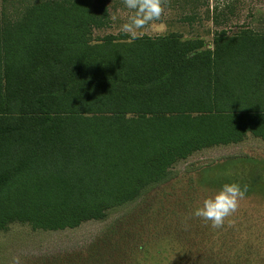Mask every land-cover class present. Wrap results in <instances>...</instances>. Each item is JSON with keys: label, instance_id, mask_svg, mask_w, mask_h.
<instances>
[{"label": "trees", "instance_id": "1", "mask_svg": "<svg viewBox=\"0 0 264 264\" xmlns=\"http://www.w3.org/2000/svg\"><path fill=\"white\" fill-rule=\"evenodd\" d=\"M1 2L0 231L102 220L195 152L264 143V33L92 41L105 0H39L16 20Z\"/></svg>", "mask_w": 264, "mask_h": 264}, {"label": "rangeland", "instance_id": "2", "mask_svg": "<svg viewBox=\"0 0 264 264\" xmlns=\"http://www.w3.org/2000/svg\"><path fill=\"white\" fill-rule=\"evenodd\" d=\"M38 1L0 0L10 20ZM105 1L108 25L93 30L92 41L127 34L120 31L129 14L123 0ZM161 7L142 35L176 32L210 45L221 30L264 33V0H161ZM224 183L247 191L212 227L192 212ZM0 264H264V143L248 135L238 144L195 152L170 169L164 184L102 220L57 231L11 224L0 231Z\"/></svg>", "mask_w": 264, "mask_h": 264}, {"label": "clouds", "instance_id": "3", "mask_svg": "<svg viewBox=\"0 0 264 264\" xmlns=\"http://www.w3.org/2000/svg\"><path fill=\"white\" fill-rule=\"evenodd\" d=\"M124 8L129 11L127 20L120 25V31L127 33L131 39L142 35V30L149 22L159 19L162 7L161 0H123ZM116 19L115 16L112 17ZM247 191L237 183H224L220 188L203 199L192 215L210 221L212 227H219L225 217L234 212L238 200L242 199Z\"/></svg>", "mask_w": 264, "mask_h": 264}]
</instances>
